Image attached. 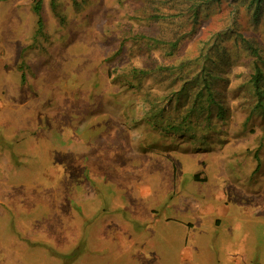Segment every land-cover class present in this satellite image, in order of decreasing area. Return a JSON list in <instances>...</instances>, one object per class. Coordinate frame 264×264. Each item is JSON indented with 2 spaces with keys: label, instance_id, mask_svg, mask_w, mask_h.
Masks as SVG:
<instances>
[{
  "label": "rangeland",
  "instance_id": "obj_1",
  "mask_svg": "<svg viewBox=\"0 0 264 264\" xmlns=\"http://www.w3.org/2000/svg\"><path fill=\"white\" fill-rule=\"evenodd\" d=\"M251 1L0 0V264H264Z\"/></svg>",
  "mask_w": 264,
  "mask_h": 264
},
{
  "label": "trees",
  "instance_id": "obj_2",
  "mask_svg": "<svg viewBox=\"0 0 264 264\" xmlns=\"http://www.w3.org/2000/svg\"><path fill=\"white\" fill-rule=\"evenodd\" d=\"M196 1V0H194ZM255 1V11H261L262 9V6L261 4L264 3V0H254ZM253 3V0L251 1V5ZM40 8H41V2H38L36 8H35V12L39 15V11H40ZM264 8V6H263ZM40 17V16H39ZM38 27H39V31L41 30V28L43 27L42 25V20L41 18L38 19ZM244 41L246 42V46L249 50H251V52L253 53V55L256 57V59L258 60L260 57H261V54H260V51L258 50V48H256L252 43L251 41L249 40H246L244 39ZM176 47V41L172 43V48H175ZM263 80V76H262V72L261 70L259 69V67L256 65L255 63V67H254V74H253V77H252V82L255 86V88L258 89L259 85H260V82ZM209 86H210V83L207 84V88L209 89ZM259 92L261 94H263L262 91H260V89H258ZM212 96V95H211Z\"/></svg>",
  "mask_w": 264,
  "mask_h": 264
}]
</instances>
